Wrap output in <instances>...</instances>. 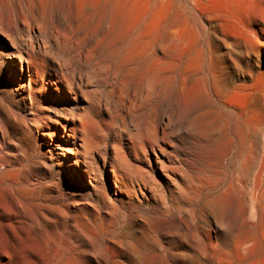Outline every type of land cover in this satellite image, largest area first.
Masks as SVG:
<instances>
[{"label":"rangeland","instance_id":"374dc122","mask_svg":"<svg viewBox=\"0 0 264 264\" xmlns=\"http://www.w3.org/2000/svg\"><path fill=\"white\" fill-rule=\"evenodd\" d=\"M114 5L0 0V264H206L202 250L215 264L244 244L264 264V46L249 30L264 0ZM61 68L77 96L51 85ZM82 111L94 130L69 139Z\"/></svg>","mask_w":264,"mask_h":264},{"label":"bare ground","instance_id":"6f19581e","mask_svg":"<svg viewBox=\"0 0 264 264\" xmlns=\"http://www.w3.org/2000/svg\"><path fill=\"white\" fill-rule=\"evenodd\" d=\"M39 1V0H38ZM45 1V0H44ZM96 1V0H95ZM263 0H261V2H262ZM69 2V1H68ZM93 2H94V0H93ZM32 3V2H31ZM76 3V2H75ZM74 3V4H75ZM104 3H106V2H104ZM104 3H102L103 5H104ZM34 4V3H33ZM70 4V3H69ZM94 4V3H93ZM96 4V3H95ZM123 4H124V0H115V7L118 9V10H120L121 11V9L123 8ZM39 5H40V3H39ZM76 5V4H75ZM97 5V4H96ZM74 6V5H73ZM89 6H90V0H77V10H78V12L79 13H81V14H84V13H88V11H89ZM94 6V5H93ZM102 7V6H101ZM91 8H93V7H91ZM139 8V7H138ZM140 8H141V6H140ZM139 8V9H140ZM41 9H42V6H41ZM142 10V9H141ZM39 11H41V10H39ZM43 11V10H42ZM75 11V10H74ZM92 13V12H91ZM95 13H97V12H95ZM99 14H100V12H99ZM145 14V13H144ZM76 15V14H75ZM89 15V14H88ZM95 15V14H94ZM3 16V15H2ZM72 16V15H71ZM87 17V16H86ZM1 18V17H0ZM144 18V17H143ZM142 19V18H141ZM73 20H74V18H73ZM252 23H251V25L253 26V28H250L249 30L250 31H254L253 33L255 34V36H256V44L258 45V46H264V42H263V40H261L259 37L263 34L264 35V22L263 21H261L260 20V18H256V17H254V18H252ZM78 22V21H77ZM98 24H101L100 22L98 23ZM106 24V23H105ZM150 25V24H149ZM248 27V26H247ZM150 28V27H149ZM249 28V27H248ZM154 29V28H153ZM154 31V30H153ZM8 32V31H7ZM6 32V33H7ZM10 34V33H9ZM149 35V34H148ZM30 36V35H29ZM37 37V36H36ZM11 38V37H10ZM31 39V38H30ZM13 41V40H12ZM149 44V43H148ZM152 44H150V47H152L151 46ZM30 46V45H29ZM33 46V45H32ZM31 46V47H32ZM149 46V45H148ZM30 47V48H31ZM35 47V46H34ZM45 47V46H44ZM91 46H89V48H90ZM92 49V48H91ZM17 50H18V48H17ZM27 50V49H26ZM23 51V50H22ZM112 52V51H111ZM7 53V52H6ZM27 53V56L26 55H24V54H22V53H18L17 54V59H18V62H17V66L19 67V69L21 70V73H22V75H21V77H20V83H21V86H22V90H24L25 92L29 89V87H31V84L33 83V80H34V78H33V76L35 75V76H37V72H35L34 74L33 73H29V75H27V76H25L24 75V62L25 61H27L28 62V67H29V70L31 69V71H33L32 70V65H31V63H30V59H32L33 60V58H35L36 59V52H35V50L34 49H31L30 51H27L26 52ZM105 53V52H104ZM113 54V53H112ZM5 55V54H4ZM11 55V54H10ZM110 55V54H109ZM12 56V55H11ZM16 56V55H15ZM115 56V55H114ZM119 56V55H118ZM227 56L228 57H230V58H232V60H233V62H234V56H233V49H230V50H228V52H226V53H224V54H221L220 55V58H218L219 59V63H220V71H221V73H223V75L224 76H230V77H233L234 76V74H235V68H234V70H230V67H229V65H228V62H227ZM117 57V56H116ZM248 57H249V59H248V62L246 61V63L248 64V65H251L252 64V61H251V57H250V54L248 53ZM112 58H114V57H112ZM110 60H112V59H110ZM117 60V59H116ZM123 62H124V60H123ZM261 63H262V66H263V62L262 61H260ZM125 63V62H124ZM199 63V62H198ZM2 65V64H1ZM129 65V64H128ZM187 65H189V64H187ZM248 65H246V66H248ZM60 66V65H59ZM116 67V66H115ZM195 67H196V65H195ZM124 68V67H123ZM59 70V69H58ZM156 70H157V63L155 62V63H152V64H150L149 66H147L146 67V70H145V73H146V77H147V79H150V78H153L154 76H155V73H156ZM123 72V71H122ZM74 75V74H73ZM190 75V74H189ZM188 76V75H187ZM198 76V75H197ZM59 79L57 80H51V85L52 86H54L55 87V89H58L59 90V92H60V96L62 95V91H61V88H62V86H63V88H65L66 90H67V92L69 93V94H71V96H74V95H76L77 96V90L79 89H76V87H75V85H77V83H76V80H75V76H71V75H67V74H65L64 72H63V69L61 68L60 69V73H59ZM185 77V76H184ZM135 78V77H134ZM202 78V77H201ZM79 79V78H78ZM132 79H133V76H132ZM185 79V78H184ZM191 79V78H190ZM192 79H193V76H192ZM27 80H29V84H26L27 83ZM131 80V79H130ZM186 81V80H185ZM189 81V80H188ZM137 83H140V82H137ZM136 83V84H137ZM142 84V83H141ZM194 84V83H193ZM79 85V84H78ZM197 85V84H196ZM225 85V84H224ZM80 86V85H79ZM139 86V85H138ZM194 86V85H193ZM189 87V86H188ZM222 87H225V86H222ZM232 87V86H231ZM82 88V87H81ZM228 88V87H227ZM192 89H193V87H192ZM197 89V88H196ZM223 89H225V88H223ZM144 90V89H143ZM195 90V89H194ZM202 91V90H201ZM225 91V90H224ZM84 92V91H83ZM173 92V91H172ZM183 92V91H182ZM181 92V93H182ZM195 92V91H194ZM203 92V91H202ZM174 93V92H173ZM189 93V92H188ZM187 93V94H188ZM31 94V93H30ZM85 94V93H84ZM172 94V93H171ZM194 94V93H193ZM169 95V94H168ZM86 96V95H85ZM202 96V95H201ZM200 96V97H201ZM75 97V96H74ZM200 97L198 98L199 100H200ZM201 98H203V96L201 97ZM187 99V98H186ZM189 99V98H188ZM195 99V98H194ZM181 100H182V97H181ZM187 101V100H186ZM190 101V100H189ZM201 102V101H200ZM185 103V102H184ZM195 105V104H194ZM80 106V105H79ZM196 106V105H195ZM81 107V106H80ZM79 107V108H80ZM193 106H190V108H192ZM59 109V108H58ZM70 109V108H69ZM74 109V108H73ZM57 110V109H56ZM62 110V109H61ZM59 111V110H58ZM68 111H70V110H68ZM62 112V111H61ZM73 112V111H72ZM70 113V112H69ZM47 115H49V114H47ZM46 115V116H47ZM61 115V114H60ZM69 121H68V123L67 124H63V128H64V130H66L68 127L71 129V132L72 133H70L69 134V139H70V137H73V136H75L77 133L80 135V138H82V139H85L86 140V138L88 137V135L91 133V132H93V130H94V127H95V122H96V120H95V117L90 113V112H87V111H82V112H79V113H70V115H69ZM68 118V117H67ZM57 122H59L58 120H56V123ZM70 124V125H69ZM151 127V126H150ZM153 128V127H152ZM157 128V127H156ZM148 129V128H147ZM157 131V130H156ZM148 132V131H147ZM151 132H153L154 133V131H152V129H151ZM156 134V133H155ZM157 135V134H156ZM145 136H147V135H145ZM144 136V137H145ZM149 136V135H148ZM157 137V136H156ZM153 140V139H152ZM156 140V139H155ZM158 140V139H157ZM84 141V140H83ZM89 145V144H88ZM162 145V144H161ZM116 147V146H115ZM84 148H85V146H84ZM86 149V148H85ZM156 148H153V150H155ZM124 150V149H123ZM146 147H143L142 148V152L143 153H146ZM116 152V157L119 159V157H120V153H119V151H115ZM150 152V151H149ZM161 152V151H160ZM164 152H166V151H164ZM150 154V153H149ZM137 155V154H136ZM129 156V155H128ZM75 158H76V161H74V163H73V169H75V172H76V174H78V175H80V177L82 178V173H80L81 171H83V172H86L87 171V169L85 168V167H81V165L80 164H78V162H77V157L75 156ZM1 162V161H0ZM165 162V161H164ZM133 163V162H132ZM86 164V163H85ZM163 166V165H162ZM169 166V165H168ZM167 166V167H168ZM1 167V166H0ZM139 167V166H138ZM137 167V168H138ZM94 168V167H93ZM81 169V170H80ZM141 169V168H140ZM131 170V169H130ZM112 174H113V177L115 178V182H116V186H118V183H117V180L119 179V171H121V168L120 167H118L117 169L116 168H113L112 170ZM149 171V170H148ZM95 172V171H94ZM145 173V172H144ZM149 173V172H148ZM95 174V173H94ZM147 174V173H146ZM146 174H143V175H146ZM74 175V174H73ZM142 175V174H141ZM150 175V174H149ZM152 175V174H151ZM150 175V176H151ZM172 175V174H171ZM147 176V175H146ZM169 177V176H168ZM92 178V177H91ZM141 178V177H140ZM143 179V178H142ZM134 182V181H133ZM177 182V181H176ZM146 183V182H145ZM134 184V183H133ZM153 185V184H152ZM140 186V185H139ZM144 187V186H143ZM15 188V187H14ZM13 188V189H14ZM153 188V187H152ZM140 189H142L141 188V186H140ZM10 190H11V188H10ZM227 191H228V189H227ZM146 192V191H145ZM25 192L23 191V194H24ZM233 193V192H232ZM147 194V193H146ZM234 194V193H233ZM232 194V195H233ZM226 195V194H225ZM12 196V195H11ZM15 196V195H14ZM25 197H27V196H25ZM25 197H23V198H25ZM232 197V196H231ZM237 197V196H236ZM222 197H220V199H221ZM15 199V198H14ZM142 199V198H141ZM143 200V199H142ZM132 201V200H131ZM134 201V200H133ZM19 202V201H18ZM219 202H220V200H219ZM223 202V201H222ZM237 202V201H236ZM142 203V202H141ZM27 204V203H26ZM25 204V205H26ZM225 205V204H224ZM135 206V205H134ZM25 208V207H24ZM27 208V207H26ZM26 210V209H25ZM18 213V212H17ZM21 216V215H20ZM155 218V217H154ZM22 219V218H21ZM22 220H24V219H22ZM21 220V221H22ZM144 220H146V219H144ZM149 220V219H148ZM148 220H147V222H148ZM156 220V219H155ZM248 223V222H247ZM12 224H14V223H12ZM20 224H22V223H20ZM151 227H152V223L150 222V223H148ZM16 225V224H15ZM155 225H156V223H155ZM12 226H14V225H12ZM21 226V225H20ZM21 228V227H20ZM16 229V228H15ZM15 232V231H14ZM19 233V232H18ZM134 233V232H133ZM201 233V232H200ZM248 233H249V231H248ZM197 235V234H196ZM195 236V235H194ZM245 236H247V235H245ZM247 237H249V235L247 236ZM195 238V240L196 241H201L200 243H202V241H205L204 240V238H196V237H194ZM249 240H251V239H249ZM130 241V240H129ZM132 241V240H131ZM207 242L206 243H211V244H213V241H212V239H208V240H206ZM240 241V240H239ZM252 241V240H251ZM133 242H134V240H133ZM198 242V243H199ZM236 242V241H235ZM247 242V241H246ZM131 243V242H130ZM245 243V242H244ZM240 244V243H239ZM248 244V243H247ZM251 244V243H250ZM209 245V244H208ZM202 246V245H201ZM200 246V247H201ZM204 246V245H203ZM202 246V247H203ZM213 246V245H212ZM249 246H251V245H249ZM256 246V245H255ZM205 247V246H204ZM220 247V246H219ZM251 248V247H250ZM210 249V248H209ZM209 251V250H208ZM208 251H201V252H199L200 254L196 257V259L198 260V261H200V262H202L203 260L205 261V263L207 264V263H209V261L210 260H214L215 259V257L210 253V252H208ZM220 252H222L221 251V249H220ZM226 252V251H225ZM195 255V254H194ZM250 256H251V253H250V250H249V248L244 244L243 245V247L237 252V254H235V255H232L231 253H229V255H227L226 256V258L225 259H222V258H220V262H217V263H215V264H248V260H249V258H250ZM253 256V255H252ZM251 256V257H252ZM222 257H224V256H222ZM254 257V256H253ZM257 257H259V256H257ZM256 258V257H255ZM256 260V259H255ZM264 261V260H263ZM141 262V261H140ZM254 262V261H253ZM209 264H211V263H209ZM213 264V263H212ZM253 264V263H252ZM262 264V263H261Z\"/></svg>","mask_w":264,"mask_h":264}]
</instances>
